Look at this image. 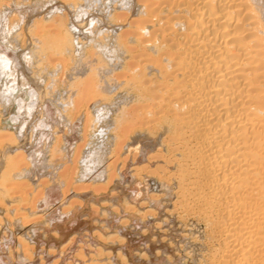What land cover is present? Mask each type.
<instances>
[{
    "label": "bare ground",
    "instance_id": "bare-ground-1",
    "mask_svg": "<svg viewBox=\"0 0 264 264\" xmlns=\"http://www.w3.org/2000/svg\"><path fill=\"white\" fill-rule=\"evenodd\" d=\"M33 1L0 0V231L53 175L78 192L149 176L126 209L156 219L173 186L194 264H264V0H45L29 19Z\"/></svg>",
    "mask_w": 264,
    "mask_h": 264
},
{
    "label": "rangeland",
    "instance_id": "rangeland-1",
    "mask_svg": "<svg viewBox=\"0 0 264 264\" xmlns=\"http://www.w3.org/2000/svg\"><path fill=\"white\" fill-rule=\"evenodd\" d=\"M35 2L34 9L31 7L34 14L31 16L29 13V19L35 13L43 14L48 6L45 0ZM24 10L19 12L24 14ZM82 124L83 115H80L74 120L72 133L65 137L69 143L74 144L79 140L78 129ZM46 141L38 138L31 150L25 153L23 159L30 162L32 167L41 157L39 151H46ZM133 167L129 161L127 176L134 173ZM41 177L42 172L39 171ZM31 178L38 180L37 175ZM133 178V182L137 183L134 191L131 189L133 184L126 186L118 179L99 192L91 187L78 192L74 183L67 186L65 180L53 175L45 186L39 206L31 212L27 225L24 226L16 218L1 229L0 264H18L19 260H23V264H88V261L94 260L99 264H194L190 239L186 237L177 215L168 210L175 197L174 187H166L168 190L164 197L155 203L158 211L156 219L148 220L142 218L139 212L128 211V207L126 209L127 199L139 207L140 202L151 195L149 176L142 180L136 176ZM161 189L165 191V188ZM33 228L36 232L31 236L33 252L30 255L19 250L16 243L18 236ZM110 235H115L118 241H110ZM81 250L84 257L79 254Z\"/></svg>",
    "mask_w": 264,
    "mask_h": 264
}]
</instances>
